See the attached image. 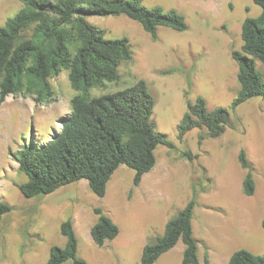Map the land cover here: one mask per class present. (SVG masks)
I'll return each mask as SVG.
<instances>
[{"label":"rangeland","instance_id":"1","mask_svg":"<svg viewBox=\"0 0 264 264\" xmlns=\"http://www.w3.org/2000/svg\"><path fill=\"white\" fill-rule=\"evenodd\" d=\"M158 4L182 12L187 29L160 26L157 39H152L127 15L87 17L106 37H127L133 51V59L119 66L120 79L93 88L92 94L145 80L155 98L156 130L167 134L175 148L157 146V162L139 184L134 183L135 171L121 164L104 196L81 179L48 194L26 197L19 184L27 176L19 170L13 152L32 137L51 141L63 117L70 114L76 91L68 70L62 69L50 79L53 97L43 103H36L31 95H9L0 102V200L11 206L0 220V264H46L51 247L66 243L60 227L67 219L74 223L78 256L87 264H142L144 246L162 235L167 222L192 198L198 264H227V257L242 248L264 254V97L232 107L240 84L239 67L231 55L242 50L244 20L259 15L261 7L253 0L143 1L146 7ZM23 7L19 0H0V26ZM256 66L264 76V62L257 60ZM199 96L210 109L226 107L230 124L218 137L200 141L207 131L203 127L190 130L181 140L177 126L188 102ZM242 150L255 181L251 195L243 189L247 170L239 160ZM97 207L119 227L117 237L102 246L91 235ZM183 250L179 240L153 264H182Z\"/></svg>","mask_w":264,"mask_h":264},{"label":"trees","instance_id":"2","mask_svg":"<svg viewBox=\"0 0 264 264\" xmlns=\"http://www.w3.org/2000/svg\"><path fill=\"white\" fill-rule=\"evenodd\" d=\"M24 7L0 26V102L9 95L26 94L36 103L54 95L51 78L62 69L68 70L76 94L71 99V112L63 117L62 127L49 142L34 137L24 143L13 157L27 176L19 184L26 197L54 192L58 188L86 179L91 190L104 196L107 184L121 164L135 171L134 183L157 162L155 150L164 145L175 148L167 134L156 130L152 119L155 98L145 80L120 90L93 95L92 89L119 80V66L133 59L127 37L108 38L105 31L91 24V15H127L139 22L152 39H157L160 26L177 31L187 29L185 15L162 5L146 7L144 0H19ZM261 7L259 15L247 17L242 25V50H233L237 62L240 89L235 108L246 100L264 97V76L256 61L264 62V0H253ZM230 124L226 107L209 108L199 96L188 102V110L177 126L179 139L194 128H206L204 137L222 135ZM192 158L190 152H185ZM239 160L247 170L243 180L246 194L255 192L252 168L242 150ZM196 205L192 198L166 224L162 235L147 243L141 263L153 264L172 249L179 239L185 244L182 264H198V241L193 233L192 218ZM11 206L0 200V220ZM98 219L91 228L94 242L102 246L119 234V227L101 208H95ZM264 227V218L262 221ZM64 246L51 247L46 264H87L78 256V237L72 219L62 222ZM208 262V261H207ZM228 264H264V254L247 249L234 251Z\"/></svg>","mask_w":264,"mask_h":264},{"label":"crops","instance_id":"3","mask_svg":"<svg viewBox=\"0 0 264 264\" xmlns=\"http://www.w3.org/2000/svg\"><path fill=\"white\" fill-rule=\"evenodd\" d=\"M159 166V165H158ZM160 168H163L164 166H159ZM193 219V218H192ZM263 221V220H262ZM74 224V223H73ZM94 225V224H93ZM263 226V225H262ZM264 228V227H263ZM74 229H75V227H74ZM196 238V237H195ZM179 240H182V239H179ZM184 243V242H183ZM184 249H185V244H184ZM183 252H184V250H183ZM232 255V254H231ZM231 255H229L227 258H229L230 259V257H231ZM229 259H228V261H229ZM227 264H228V262H227Z\"/></svg>","mask_w":264,"mask_h":264}]
</instances>
